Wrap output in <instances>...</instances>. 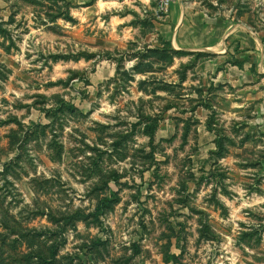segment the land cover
Masks as SVG:
<instances>
[{
  "label": "rangeland",
  "instance_id": "1",
  "mask_svg": "<svg viewBox=\"0 0 264 264\" xmlns=\"http://www.w3.org/2000/svg\"><path fill=\"white\" fill-rule=\"evenodd\" d=\"M78 2L0 0V264H264V127ZM184 2L264 33V0Z\"/></svg>",
  "mask_w": 264,
  "mask_h": 264
},
{
  "label": "crops",
  "instance_id": "2",
  "mask_svg": "<svg viewBox=\"0 0 264 264\" xmlns=\"http://www.w3.org/2000/svg\"><path fill=\"white\" fill-rule=\"evenodd\" d=\"M81 1L82 10L108 13L112 21L106 24L122 33L141 30L149 42L166 41L174 50L204 56L198 69L212 86L214 107L242 109L232 113L249 115L254 124L264 127V33L243 24L212 21L184 0H173L162 20L155 16L150 0Z\"/></svg>",
  "mask_w": 264,
  "mask_h": 264
},
{
  "label": "built area",
  "instance_id": "3",
  "mask_svg": "<svg viewBox=\"0 0 264 264\" xmlns=\"http://www.w3.org/2000/svg\"><path fill=\"white\" fill-rule=\"evenodd\" d=\"M154 4L155 16L159 19H164L168 14L170 4L173 0H150Z\"/></svg>",
  "mask_w": 264,
  "mask_h": 264
},
{
  "label": "trees",
  "instance_id": "4",
  "mask_svg": "<svg viewBox=\"0 0 264 264\" xmlns=\"http://www.w3.org/2000/svg\"><path fill=\"white\" fill-rule=\"evenodd\" d=\"M2 24L4 25V22L2 23L0 21V33L4 32V30L2 29V26H1ZM162 43H163V48H161V50L157 49L156 51L169 50V51H171L174 54H179L180 53V51L172 49L169 42H166V41L164 42L163 41ZM114 200H115L114 197L113 198H105L104 199V201H106L107 203H109L110 201H114ZM102 203H104V202H102Z\"/></svg>",
  "mask_w": 264,
  "mask_h": 264
}]
</instances>
